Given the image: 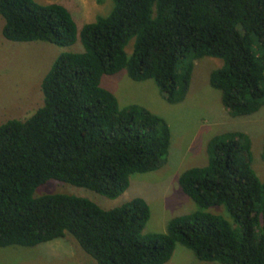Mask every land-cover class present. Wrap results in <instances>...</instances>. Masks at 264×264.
I'll return each instance as SVG.
<instances>
[{"label": "trees", "instance_id": "obj_1", "mask_svg": "<svg viewBox=\"0 0 264 264\" xmlns=\"http://www.w3.org/2000/svg\"><path fill=\"white\" fill-rule=\"evenodd\" d=\"M3 36L84 50L58 57L41 88L44 104L0 126V247H36L70 235L97 264H166L178 243L202 264H264V182L244 132L214 136L209 164L185 171L180 185L198 210L174 217L165 233L145 234L148 202L113 209L63 193L36 195L54 180L109 199L134 174L160 169L172 133L141 105L121 108L102 86L124 70L153 80L170 104L183 102L196 61L223 65L210 84L234 117L264 107V0H113V9L81 29L64 5L0 0ZM133 41V42H132ZM132 44L131 54L128 47ZM264 159V148H263ZM224 207L231 221L208 210Z\"/></svg>", "mask_w": 264, "mask_h": 264}, {"label": "rangeland", "instance_id": "obj_2", "mask_svg": "<svg viewBox=\"0 0 264 264\" xmlns=\"http://www.w3.org/2000/svg\"><path fill=\"white\" fill-rule=\"evenodd\" d=\"M43 5L58 3L72 13L81 29L113 9V0H36ZM5 20L0 16V126L11 119L25 120L44 104L41 88L44 77L60 55L81 52L79 39L69 47L47 42L16 43L3 36ZM133 42V41H132ZM132 44L128 47L131 54ZM223 65L221 59L205 57L196 61L190 91L186 99L170 104L153 80L136 81L126 70L106 75L102 86L116 95L121 108L141 105L168 122L171 147L167 162L158 170L134 174L130 188L119 198L109 199L93 191L58 181L37 189L36 195L63 193L88 198L103 209L120 207L134 198L145 199L151 217L144 233H165L177 216L193 213L198 205L180 185L181 175L195 167L209 164V141L229 132H244L252 140L253 168L264 182V107L249 116L234 117L222 102V93L210 84L211 72ZM232 220L224 207L208 210ZM0 264H97L70 235L39 246L0 247ZM166 264H202L194 252L178 243ZM219 264V263H217Z\"/></svg>", "mask_w": 264, "mask_h": 264}]
</instances>
